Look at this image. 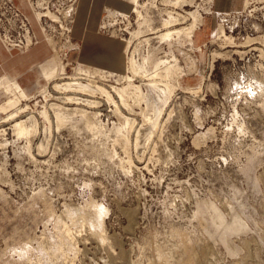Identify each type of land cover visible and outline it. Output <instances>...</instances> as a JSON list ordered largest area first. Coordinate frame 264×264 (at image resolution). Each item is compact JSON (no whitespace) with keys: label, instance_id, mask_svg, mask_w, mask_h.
I'll return each instance as SVG.
<instances>
[{"label":"rangeland","instance_id":"374dc122","mask_svg":"<svg viewBox=\"0 0 264 264\" xmlns=\"http://www.w3.org/2000/svg\"><path fill=\"white\" fill-rule=\"evenodd\" d=\"M215 1L0 0V264H264V0Z\"/></svg>","mask_w":264,"mask_h":264},{"label":"crops","instance_id":"0c3cea01","mask_svg":"<svg viewBox=\"0 0 264 264\" xmlns=\"http://www.w3.org/2000/svg\"><path fill=\"white\" fill-rule=\"evenodd\" d=\"M229 1L230 0H216L214 7L215 11L225 12L231 10L234 4L231 3L232 5H228L227 2ZM90 25L93 27L92 23H90ZM85 34L83 37L86 44L82 54L79 56L80 61L102 67H111L112 69L121 68L122 57L117 42L111 39H103L100 34L94 33L93 30H89ZM31 52L32 53L28 52L29 54L27 53L15 57L5 55L4 63L1 68L2 70L8 71L10 76L15 77L19 84L27 89L30 86L27 80L28 72L46 55L40 47L33 49Z\"/></svg>","mask_w":264,"mask_h":264},{"label":"bare ground","instance_id":"6f19581e","mask_svg":"<svg viewBox=\"0 0 264 264\" xmlns=\"http://www.w3.org/2000/svg\"><path fill=\"white\" fill-rule=\"evenodd\" d=\"M169 27V26H168ZM195 28V23L193 22L188 29H183L182 31L176 32V34H182L185 35L187 38L191 39L192 37V33L193 30ZM170 33L165 34V37H169ZM184 36V37H185ZM52 65H53V71L50 72V74H48V77L51 78V76H53V73L56 71L57 69V65L54 63V59H52L51 61ZM77 80H81V78L77 77V78H71L69 79L68 82L62 83L57 85V87L59 88L60 86H65L66 88H71V87H77L79 84L77 82ZM97 89L100 90L101 93L105 94V96L107 97L108 100H113L112 96L110 95V92L115 93L116 96L120 97L122 99V97L125 94V89L124 88H114V87H110V91L105 90L104 88L101 87H97ZM73 98H67V100H72ZM89 103H95V102H89ZM14 105V103H7L3 109L5 110L6 108H8L9 106ZM16 130H17V134L21 135V134H26V130L25 128L22 126L21 123H17L16 125Z\"/></svg>","mask_w":264,"mask_h":264}]
</instances>
